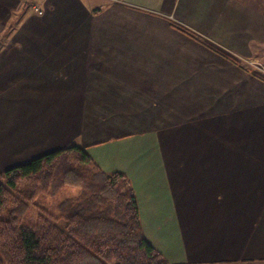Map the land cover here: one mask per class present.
I'll list each match as a JSON object with an SVG mask.
<instances>
[{"label": "crops", "instance_id": "1", "mask_svg": "<svg viewBox=\"0 0 264 264\" xmlns=\"http://www.w3.org/2000/svg\"><path fill=\"white\" fill-rule=\"evenodd\" d=\"M70 144L167 264H264V0H0V172Z\"/></svg>", "mask_w": 264, "mask_h": 264}, {"label": "trees", "instance_id": "2", "mask_svg": "<svg viewBox=\"0 0 264 264\" xmlns=\"http://www.w3.org/2000/svg\"><path fill=\"white\" fill-rule=\"evenodd\" d=\"M78 188L56 215L20 224L35 199ZM0 264H167L144 237L126 175L104 172L77 144L0 172Z\"/></svg>", "mask_w": 264, "mask_h": 264}, {"label": "rangeland", "instance_id": "3", "mask_svg": "<svg viewBox=\"0 0 264 264\" xmlns=\"http://www.w3.org/2000/svg\"><path fill=\"white\" fill-rule=\"evenodd\" d=\"M78 188L72 186H64L50 195L41 194L35 199V204L30 205L24 216L20 220V224L30 225L35 223L41 210H45L50 214L56 215L58 212V204L65 198L76 196Z\"/></svg>", "mask_w": 264, "mask_h": 264}, {"label": "built area", "instance_id": "4", "mask_svg": "<svg viewBox=\"0 0 264 264\" xmlns=\"http://www.w3.org/2000/svg\"><path fill=\"white\" fill-rule=\"evenodd\" d=\"M33 10L35 11V12H37L38 14H41L42 13V10L40 9V7L39 6H34L33 7Z\"/></svg>", "mask_w": 264, "mask_h": 264}]
</instances>
